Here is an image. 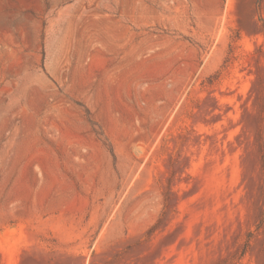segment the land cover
Instances as JSON below:
<instances>
[{
  "label": "rangeland",
  "instance_id": "1",
  "mask_svg": "<svg viewBox=\"0 0 264 264\" xmlns=\"http://www.w3.org/2000/svg\"><path fill=\"white\" fill-rule=\"evenodd\" d=\"M0 264H264V0H0Z\"/></svg>",
  "mask_w": 264,
  "mask_h": 264
}]
</instances>
